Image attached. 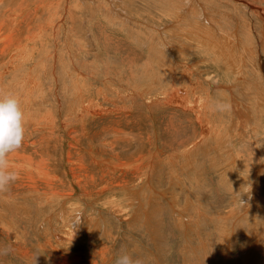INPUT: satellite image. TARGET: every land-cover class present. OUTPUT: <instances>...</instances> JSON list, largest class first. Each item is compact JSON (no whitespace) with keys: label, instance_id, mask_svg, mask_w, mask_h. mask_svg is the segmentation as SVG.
<instances>
[{"label":"rangeland","instance_id":"374dc122","mask_svg":"<svg viewBox=\"0 0 264 264\" xmlns=\"http://www.w3.org/2000/svg\"><path fill=\"white\" fill-rule=\"evenodd\" d=\"M191 1L235 70L187 0H0V264H264V0Z\"/></svg>","mask_w":264,"mask_h":264},{"label":"bare ground","instance_id":"6f19581e","mask_svg":"<svg viewBox=\"0 0 264 264\" xmlns=\"http://www.w3.org/2000/svg\"><path fill=\"white\" fill-rule=\"evenodd\" d=\"M188 1V6L187 7H185L186 9H187V11H189L190 10V8H193L194 9V11H195V13H197V12H200V22H198V24H200L199 26V28H200V33H198L199 35H200V37H198L199 39H200V43L201 44H203V45H205L206 47H208L213 53H214V55H215V57H214V59H219V60H221V61H223L228 67H230V68H232V69H236V67L234 66L235 65V62H236V58H235V56H236V52H237V43H240L241 41H243L244 39H243V37H241V36H238L237 34H234V33H231V34H227V33H223V32H221L219 29V27H218V24L215 22V20H214V18L213 19H211V16H207V13L209 12L208 10H206L205 8H206V6H204V3L202 4L201 2H200V4L198 3V6H197V4L196 3H193L191 0H187ZM205 2V1H204ZM207 3V2H206ZM264 8V7H263ZM185 14H187V13H185ZM178 19V18H177ZM160 32H164V30H159ZM264 31V30H263ZM219 33V34H218ZM264 33V32H263ZM171 34H173V33H171ZM69 36V35H68ZM172 38H173V43H175V41H176V38L175 37H173L172 36ZM70 39V38H69ZM246 39L247 38H245V42L243 43H240L241 45H239L240 47H241V50L242 51H244L245 53H249V54H251L252 53V51L250 52V50L252 49L251 47H249L248 45H247V41H246ZM74 40V39H73ZM136 40V39H135ZM73 42V41H72ZM184 43H187V41H183ZM74 43V42H73ZM161 43H158V45H160ZM69 46V45H68ZM204 46V47H205ZM72 47V46H71ZM74 50H75V48H73ZM72 49V50H73ZM175 49V48H174ZM203 49H206V48H203ZM79 50V49H78ZM240 50V51H241ZM28 53V52H27ZM242 55V54H241ZM248 55V54H247ZM239 57H241V56H239ZM173 61V60H172ZM197 61V60H196ZM200 63V62H199ZM172 65V64H171ZM98 66V65H97ZM35 67V66H34ZM172 67V66H171ZM173 68V67H172ZM199 68V67H198ZM8 69V68H7ZM11 69V68H10ZM101 69V68H100ZM31 71V70H30ZM37 71V70H36ZM196 71V70H195ZM31 74V73H30ZM54 74V73H53ZM34 75V74H33ZM36 75V74H35ZM53 76V75H52ZM85 76V75H84ZM34 77V76H33ZM37 78V77H36ZM35 78V79H36ZM208 78V77H207ZM27 79V78H26ZM28 81H31V80H28ZM32 81H33V78H32ZM79 81V80H78ZM64 82V81H63ZM72 82V81H71ZM197 82H198V80H197ZM23 83H24V81H23ZM73 84V83H72ZM81 84V83H80ZM28 85V84H27ZM24 86V85H23ZM74 86V85H73ZM81 86V85H80ZM27 87V86H26ZM69 87V86H68ZM81 88V87H80ZM87 88V87H86ZM83 89V88H82ZM179 89V88H178ZM255 89V88H254ZM260 89V88H259ZM264 89V88H263ZM263 89H261L260 91H261V93H263L262 91H264ZM43 90V89H42ZM80 90V89H79ZM180 90V89H179ZM70 91V90H69ZM73 91H74V89H73ZM82 91V90H81ZM260 91H256L257 93H259ZM24 92V91H23ZM28 92H30V91H28ZM71 92V91H70ZM77 92V91H76ZM187 92V89H185L184 87H182L181 88V93H186ZM32 93V92H31ZM56 93V92H55ZM78 93V92H77ZM261 93H259V94H261ZM7 94V93H6ZM28 94V93H27ZM43 94V93H42ZM264 94V93H263ZM262 94V95H263ZM258 95V94H257ZM261 95V96H262ZM61 96V95H60ZM56 97V96H55ZM172 99H173V101L174 102H176L177 104H180V105H185V102H186V99H187V96L186 97H184V95H183V97H181L180 95H174L173 97H172ZM199 99V98H198ZM263 99V98H262ZM45 100V99H44ZM43 100V101H44ZM66 100V99H65ZM133 100V99H132ZM30 101V100H29ZM56 101V100H55ZM59 101H61V100H59ZM85 101V100H84ZM64 102V101H63ZM89 102V101H88ZM264 102V101H263ZM32 104V103H31ZM236 104V103H235ZM238 104V103H237ZM26 105V104H25ZM239 105V104H238ZM237 106V105H236ZM24 107V106H23ZM239 107V106H238ZM18 108H20V107H18ZM21 109V108H20ZM147 109V108H146ZM23 110H25L24 108H23ZM32 110V109H31ZM190 110V109H189ZM48 111H49V109H48ZM92 111V110H91ZM203 112V111H202ZM236 112V111H235ZM238 112H240V111H238ZM77 113V112H76ZM80 113V112H79ZM78 113V114H79ZM26 114V113H25ZM248 114V113H247ZM251 114V113H250ZM22 115V114H21ZM28 115H30V114H28ZM249 115V114H248ZM80 116V115H79ZM25 117V116H24ZM81 117H82V115H81ZM238 117H240L239 115H238ZM27 118V117H26ZM235 118V117H234ZM251 118V117H250ZM7 119V118H6ZM5 119V120H6ZM24 119V118H23ZM50 119H52V118H50ZM8 120V119H7ZM27 120V119H26ZM78 121V120H77ZM237 121H239V120H237ZM9 122V121H8ZM240 122V121H239ZM238 122V123H239ZM13 123V122H12ZM81 123V122H80ZM235 123V122H234ZM245 123V122H244ZM7 124V123H6ZM5 124V125H6ZM33 124V123H32ZM240 124H241V122H240ZM239 124V125H240ZM1 125H2V123H1ZM35 125V124H34ZM38 125V124H37ZM36 125V126H37ZM242 125V124H241ZM48 126V125H47ZM1 127V126H0ZM4 127V126H3ZM3 127H2V130H3ZM19 127H20V125H19ZM33 127V126H32ZM234 127H238L237 129H236V132H235V134H237L238 132H239V136H241V126H237L236 124H232L231 125V128H234ZM242 127H243V125H242ZM45 128V127H44ZM5 129V128H4ZM10 129V128H9ZM33 129H34V127H33ZM1 130V131H2ZM29 131V130H28ZM155 131V130H154ZM206 131V130H205ZM23 132V131H22ZM21 132V133H22ZM32 132V131H31ZM233 132V131H232ZM5 133H6V131H5ZM24 133V132H23ZM245 132L244 131H242V134H244ZM12 134H14V133H12ZM12 134H11V136H12ZM19 134V133H18ZM14 137H18L19 135H13ZM12 136V137H13ZM27 136V135H26ZM156 136V135H155ZM243 137V136H242ZM21 139V138H20ZM240 140V139H239ZM37 143V142H36ZM194 144H195V142H194ZM190 148V147H189ZM34 149V148H33ZM187 150V149H186ZM189 151H190V149H189ZM184 152V151H183ZM186 153L184 154V153H181V154H184V156H186V154H187V156L186 157H188V151H185ZM192 152V151H191ZM191 155V154H190ZM193 155V154H192ZM192 155H191V157H192ZM181 156V155H180ZM179 156V157H180ZM183 156V155H182ZM184 156L182 157V158H184ZM233 156V155H232ZM159 157V156H158ZM230 157V156H229ZM237 161V160H236ZM185 162H186V160H185ZM187 162H189V160L187 161ZM186 162V163H187ZM193 162V161H192ZM235 162V161H234ZM150 163V162H149ZM163 163V162H162ZM165 163V162H164ZM227 163V162H226ZM225 163V164H226ZM180 165V164H179ZM226 165H228V164H226ZM225 165V166H226ZM232 166H234L233 165V163H232ZM242 166V165H241ZM16 168V167H15ZM20 169L22 170V168L20 167ZM228 169H232V168H228ZM1 170V169H0ZM7 170H8V168H7ZM14 170V169H13ZM17 170V169H16ZM26 170V169H25ZM152 170V169H151ZM229 171V170H228ZM233 171V170H232ZM262 171H263V167H262ZM19 172V171H18ZM8 174V173H7ZM41 175V174H40ZM229 175H230V173H229ZM178 177V176H177ZM49 181V180H48ZM257 183V182H256ZM255 186V185H254ZM51 191V190H50ZM175 191V190H174ZM167 192V191H166ZM32 193V192H31ZM175 193V192H174ZM30 194V193H29ZM34 194V193H33ZM128 194V193H127ZM164 194V193H163ZM31 195V194H30ZM38 195V194H37ZM99 195V194H98ZM49 197V196H48ZM61 197V196H60ZM165 197H167V196H165ZM24 198V197H23ZM171 198V197H170ZM53 199V198H52ZM134 199H135V197H134ZM50 200V199H49ZM168 200V199H167ZM67 201V200H66ZM132 201V200H131ZM129 202V201H128ZM172 202H173V200H172ZM176 202V201H175ZM130 204V203H129ZM175 204V203H174ZM64 206V205H63ZM29 207V206H28ZM59 207V206H58ZM186 208H187V206H185ZM67 206H65L63 209H61V213L62 212H65V210L67 211ZM26 209V208H25ZM59 209V208H58ZM180 209V208H179ZM57 210V209H56ZM95 210V209H94ZM97 210V209H96ZM185 211L187 210V209H184ZM99 211V210H98ZM179 211V210H178ZM75 212V211H74ZM182 212H184V211H182ZM181 212V213H182ZM79 213V212H78ZM186 213H189V212H187L186 211ZM90 214V213H89ZM88 214V215H89ZM98 214H99V212H98ZM185 214V213H184ZM201 214V213H200ZM51 215V214H50ZM60 215V214H59ZM78 215V214H77ZM80 215V214H79ZM85 215V214H84ZM87 215V216H88ZM198 215V214H197ZM101 216V214L99 215V217ZM62 217V216H61ZM81 217V216H80ZM73 218L74 217H72L71 219H68V221H66L65 222V224L67 225V227H64L63 226V234H62V236H61V238H65V237H72V236H74L75 234H76V232H77V230L75 229V230H73L74 229V227H75V225H74V222L75 221H78V219H80L79 217H77L76 219H75V221H73ZM89 218V217H88ZM50 219V218H49ZM96 219V218H95ZM97 219H99V218H97ZM102 219V218H101ZM9 220V219H8ZM88 220V219H87ZM91 220V219H90ZM80 221V220H79ZM106 221H107V219H106ZM183 221V220H182ZM13 222V221H12ZM82 222H84V221H82ZM91 222V221H90ZM94 222V221H93ZM93 222H92V224H93ZM99 222V221H98ZM102 222V221H101ZM105 222V221H104ZM7 223V222H6ZM88 223V222H87ZM96 223V222H95ZM94 223V224H95ZM186 223V222H185ZM184 223V224H185ZM2 224V223H1ZM89 224V223H88ZM87 224V225H88ZM103 224V223H102ZM12 225V224H11ZM87 225H86V227H87ZM98 225V224H97ZM104 225H105V223H104ZM192 225V224H191ZM45 226V225H44ZM48 226V225H47ZM55 226V225H54ZM78 226V225H77ZM76 226V227H77ZM102 226V225H101ZM189 226H190V224H189ZM4 227V226H3ZM81 227V226H80ZM83 227V226H82ZM104 227V226H103ZM195 227V226H194ZM10 228V227H9ZM46 228V227H45ZM44 228V229H45ZM52 228H53V226H52ZM85 228V227H84ZM83 228V229H84ZM100 228V227H99ZM106 228V227H105ZM196 228V227H195ZM16 229V228H15ZM96 229V228H95ZM101 230H102V227L100 228ZM51 230V229H50ZM87 230H88V228H87ZM90 230V229H89ZM92 230H94V229H92ZM97 230V229H96ZM95 230V231H96ZM48 230L46 229V232H47ZM80 231V230H79ZM82 231V230H81ZM86 231V230H85ZM85 231H84V233H85ZM52 232V231H51ZM58 232V231H57ZM56 232V233H57ZM98 232V231H97ZM45 233V232H44ZM53 233V232H52ZM83 233V234H84ZM90 233H91V230H90ZM93 233V232H92ZM96 234V233H95ZM98 234H99V232H98ZM184 234V233H183ZM92 235V234H91ZM234 235V234H233ZM76 236V235H75ZM96 236V235H95ZM188 236V235H187ZM59 237H60V235H59ZM234 237V236H233ZM232 237V238H233ZM236 237V236H235ZM91 238V237H90ZM91 240V239H90ZM64 241V240H63ZM42 244V243H41ZM40 244V245H41ZM39 245V244H38ZM37 245V246H38ZM43 246V245H42ZM40 247V246H39ZM95 247V246H94ZM93 247V248H94ZM57 249V248H56ZM95 249V248H94ZM228 251V250H227ZM226 252V251H225ZM46 253V252H45ZM47 254V253H46ZM52 255V254H51ZM48 256V255H47ZM103 256V255H102ZM229 256V255H228ZM227 257V256H226ZM224 258V257H223ZM49 259H50V257H49ZM53 260V259H52ZM209 262V261H208ZM51 263V262H50ZM56 263V262H55ZM64 264H66V263H64Z\"/></svg>","mask_w":264,"mask_h":264}]
</instances>
